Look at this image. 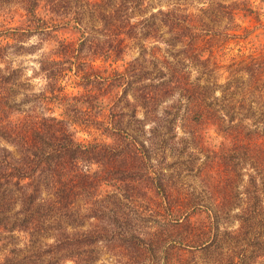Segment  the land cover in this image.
<instances>
[{
	"label": "trees",
	"instance_id": "trees-1",
	"mask_svg": "<svg viewBox=\"0 0 264 264\" xmlns=\"http://www.w3.org/2000/svg\"><path fill=\"white\" fill-rule=\"evenodd\" d=\"M5 1L0 0V9ZM201 1L202 8L193 14L169 5L167 10L158 6L155 11L145 0H104L102 5L84 0L83 6L80 0H25L27 25L21 24L25 28L0 31V244H25L5 254L0 264H190L185 263V253L195 256L199 251L210 252L206 262L245 264V250L234 248L230 250L232 254H226L221 244H264V56L252 57L239 66L241 70L232 72L223 85L206 78L209 74L204 76L200 70L208 66L216 40L221 39L224 48L222 42L241 36L244 28L238 21L261 16L253 0ZM62 2L70 8L75 4L70 18L62 20L63 27L72 25L80 30L85 20L109 23L113 25V44L90 61L80 55L85 40L77 48L57 39L52 55L40 60L39 72L46 81V90L34 92L29 78L23 79V68H15L6 57L15 47L25 52L27 49L20 43L32 37L43 42L53 32L50 15L68 13ZM41 9L47 19L39 15ZM136 17L140 20L132 22ZM82 37L85 39L84 33ZM135 39L141 44L147 40L164 43V52L176 64L189 60L195 64L198 80L190 84L187 73L160 58L158 46H141V56L127 63L122 71L112 69L109 75L94 71L99 68L93 63L99 60L111 65L123 60L126 44ZM150 49L153 59L160 62L155 65L154 78L148 77V69L141 68ZM157 51L158 57L154 58ZM70 73L79 79L75 83L80 89L77 94L64 89V80ZM155 79L159 84L152 91L151 81ZM97 83L99 87H95ZM176 90L194 100L199 123L214 127L223 139L220 148L225 155L239 150L258 164L247 168L245 158L239 170L247 183L240 212L234 214L239 222L235 230L219 234L225 213L229 219L228 210L233 208V200L222 194L227 190L214 186L219 194L214 195L212 208L204 211L197 200L167 197L172 189L169 179L165 180L162 164L154 166L150 158L163 119L159 118V108L157 112L154 109ZM124 93H132L134 102ZM248 97L259 100L239 104L238 99ZM110 100L112 104L123 100L127 103L110 118L104 116L94 122V129L101 132L104 141L83 142L77 138L70 127H90L85 125V109L95 104L101 110L111 108L114 105L109 104ZM208 100L212 101L207 104ZM174 104L170 108L178 106ZM170 108L162 112L167 115ZM139 109L145 119L139 118ZM126 110L131 111L127 116L139 124L138 133L131 132L130 126L127 128L120 120L126 117ZM172 116L169 123L175 124L177 118ZM150 117L157 118V122ZM151 122L154 124L149 132L140 130ZM222 155L220 159L224 161L226 156ZM231 173L228 171L225 178L230 188ZM212 175L214 179L216 173ZM127 192L130 195L126 196ZM151 192L161 199H153ZM83 196L89 204L87 213L80 207ZM192 210L206 215V225L198 227L192 222L187 214ZM157 213L167 215L175 232L173 239L178 241H167L165 236H170V231L148 227L151 222L147 218ZM179 214L186 220L181 222ZM191 235L203 240L192 244ZM33 244L42 245L36 248ZM117 253L121 258H115ZM108 256H113L115 263L103 260Z\"/></svg>",
	"mask_w": 264,
	"mask_h": 264
},
{
	"label": "rangeland",
	"instance_id": "rangeland-1",
	"mask_svg": "<svg viewBox=\"0 0 264 264\" xmlns=\"http://www.w3.org/2000/svg\"><path fill=\"white\" fill-rule=\"evenodd\" d=\"M89 2H97L99 4H104V0H88ZM146 4H152L155 11H157V7L161 6L163 10L169 8L173 9H180L187 12H192L196 14L199 9L202 8L201 0H169L167 4H164L163 0H145ZM255 3V10H257L261 16L260 19H254L253 17H247L238 21V24L242 26L243 32L240 37L233 39V41L225 40L222 42L224 44V48H221V39L216 40L214 43L215 50L211 51L209 56H212L211 60L209 59L208 66L201 67V73H204L206 78H210L213 81H218L219 84L223 85L229 80L231 77L232 72H237V70H241L239 66H242L249 62L251 58H259L264 56V0H253ZM84 0H80V6H83ZM65 7V12L67 14L60 15L58 14H51L52 20H49V26L53 32H51L48 36L44 38V41H40V38L35 36L30 38L28 41H24L25 43H20V45L25 46L27 49L25 52L23 49L19 47H15L13 50L10 51V54H7L6 60L10 62L15 68H23L24 70V77L23 79L29 78V83L32 85V89L34 92H40L46 90V81L42 78L40 74V60L45 57L52 55V52L55 48L56 41L58 42L63 41L62 43L72 44L71 47H77L78 44L85 40V46L83 51H80V55L87 56L90 58V61L95 60L96 56L103 51L105 48L109 47L110 44H113V37L111 30L113 29L111 24L109 23H102L99 22H87L86 20L80 25V30L69 25L67 27H63L62 20L64 18H70L72 10L75 9V4H71L72 8H70L69 4H65L62 2ZM26 6L25 0H6L1 9H0V31L6 32L8 28H17L22 27L21 24L27 25L25 21V12L24 7ZM43 9V8H42ZM41 9L39 11V15L43 18L47 19L46 13ZM81 10V8H80ZM152 11V10H151ZM63 12V10H61ZM140 19L136 17L132 19V22L136 23ZM25 28V27H22ZM55 30V31H54ZM85 35V39H83L82 35ZM241 33V32H240ZM55 34V35H54ZM52 35L51 40L49 39ZM57 36V37H56ZM83 39V40H82ZM84 43V42H83ZM140 40L135 39V41H128V45L124 48V53L121 61H118L116 64H110L108 61H97L93 64L95 68H99L94 70L95 72L106 71V75L112 74V69L122 71L124 66L127 63L132 62L134 59L139 58L141 55L140 47L141 46H149V48H153L158 46L161 48L162 55L160 56L161 59H168L170 62H173L176 65V69L178 71L187 73L188 79H190V84H193L198 80V74L196 73L195 64H190V60L186 61L184 64L183 62L180 64H176L173 57L167 55L164 51L167 48L166 45L162 42L158 44L156 41L147 40L144 41V45L141 44ZM220 45V46H219ZM219 46V47H218ZM24 52V53H23ZM152 51L151 49L146 53L144 62L142 63L141 68L148 69L150 71L148 77L154 78V69L155 65H159L160 62H157L153 59V55L150 54ZM23 53V54H22ZM158 51L155 54V57H158ZM21 54V55H18ZM157 55V56H156ZM183 58L180 56V59ZM189 59V58H188ZM186 59V60H188ZM242 73V71H241ZM132 76V75H131ZM166 77L167 74H166ZM157 78V77H156ZM131 79V78H130ZM135 81H140L139 77H132ZM131 79V80H132ZM79 79L75 78L72 73L68 75V77L64 80V89L69 94H77V91L80 90L79 88L76 89V82ZM149 82V81H148ZM151 83L153 84L151 88L152 91L157 89V79L152 80ZM98 84V83H97ZM100 84L95 85V87H99ZM94 87V86H93ZM32 91V92H33ZM79 92V91H78ZM100 93V92H99ZM125 94V93H124ZM122 93H120V96ZM127 98L134 102V98L132 93H129V96L125 94ZM218 97H220V93H217ZM112 100V99H111ZM110 100L109 104L113 102ZM259 100V98L253 99L252 97H248L247 99H238L240 105H249L250 103ZM212 101V100H211ZM211 101H206L209 104ZM181 103V107L179 105ZM194 100L189 98H185L180 90H176L171 94V97L162 100L154 109L157 112V108H159V118L162 117L163 119L160 121V125L162 129L160 130L157 138L155 139L156 145L153 147V150L149 152L150 158L154 162V166L158 164H162L163 171L165 173V180L171 185L172 189L171 192H168L167 197H174L179 199H188L190 201L197 200L203 207L202 211L210 210L211 203L214 200V195L219 194L218 188H222V190L226 191L224 196L229 197L233 200V208L228 210L231 212L230 217L225 213L221 223H220V233L224 232L225 230H235L239 227V222L235 220L234 214L240 212V204L242 202L244 195V186H246L247 179L242 178L241 174L239 173L240 169L245 165H249L247 168H251L252 164H256L257 162L254 159H251L249 155H244L239 150L237 152H233V154L225 155L220 148V144L223 139L216 134L214 127L207 123H199L198 116V107L196 104H193ZM127 103L125 100L118 101L116 104L111 108H104L103 114L102 110L100 109L97 104L94 107L90 106L86 108L87 113V121L90 127L80 125L75 126L72 125L70 128L72 131L76 132L77 138L82 140L83 142H94V140L104 141V138L101 136V132L94 129V122L99 118H103L106 116L107 118L111 117V114L125 106L124 104ZM178 104V106H174L170 108L171 105ZM214 103V102H213ZM132 107V106H131ZM165 108H170L169 114L165 115L162 110ZM106 109V110H105ZM210 108H206L204 113L209 115ZM127 114L126 117L120 118L125 121L127 128L130 126L131 132L135 133L137 131L136 128L139 127L132 118L127 115H130L131 111L126 110ZM56 114H61L57 112ZM243 114H246V111H243ZM177 118L175 124H170L169 122L173 119V116ZM139 118L145 119V114L143 113L142 109L138 110ZM115 117V115L113 116ZM120 116L117 114L116 118ZM153 122H157V118L150 117ZM158 118V120H159ZM206 120V118H205ZM154 123H148L145 129L141 126L140 130L142 132L145 130L149 132L152 129V125ZM134 130H133V129ZM138 133V131H137ZM223 154V155H222ZM222 156H226L224 161L220 158ZM245 158L248 160L246 164L243 165ZM229 159V160H228ZM261 160H259L260 162ZM223 162L222 164H220ZM227 162H230L227 165ZM261 163V162H260ZM229 166V169H228ZM260 168V167H259ZM231 173V188L229 187L230 184L225 180L227 177L228 171ZM254 170H256L254 168ZM251 172V170H250ZM216 173V177L212 179V174ZM215 176V175H214ZM211 178V179H210ZM105 191L111 189H104ZM130 195V192L126 193V196ZM152 198H160L161 196L155 192H151L150 194ZM166 197V198H167ZM89 204L87 203L86 197H80V207L82 208V212H86ZM201 207V208H202ZM158 215L154 214L152 217H148L147 220L151 222L148 227L150 229L154 227H160V230L170 231L172 234L170 236H165L167 241L172 242V240H179L173 239L175 236V232L173 227L168 223V217L165 214L157 213ZM187 214L191 215L192 222L196 223L198 227H202L206 225V219L203 213L190 211ZM144 215V214H143ZM141 215V216H143ZM181 214L177 215L180 216ZM185 215V213H183ZM180 216L181 222H183L185 217ZM183 224V223H182ZM208 225V224H207ZM142 226V225H141ZM147 226V225H146ZM146 227L144 228V230ZM171 229L173 231H171ZM184 235V234H182ZM180 235V236H182ZM192 242H198L203 240V237H195L191 235ZM172 244V243H168ZM193 244V243H192ZM25 244H0V263L3 262L5 254H7L10 250H13L14 247H24ZM32 244H29V246ZM42 244H33L38 248ZM224 248V252L226 254H232V249L240 248V250H245L246 258L245 264H264V244H221ZM112 247H117L116 244H112ZM115 250V249H114ZM212 250V249H211ZM213 251V250H212ZM197 252L196 255L189 254L188 252L185 253V263L190 264H214L210 262H206L208 257H210V252ZM234 252V251H233ZM259 253V254H258ZM114 254V253H113ZM115 258H121L120 253H117ZM260 255V257H259ZM103 260H107L111 263H115V259L113 256L104 257Z\"/></svg>",
	"mask_w": 264,
	"mask_h": 264
}]
</instances>
